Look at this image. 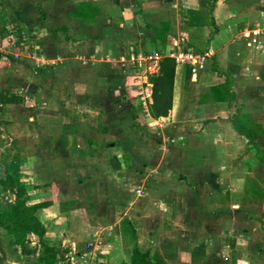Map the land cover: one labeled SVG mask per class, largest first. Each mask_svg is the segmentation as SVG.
Masks as SVG:
<instances>
[{"label":"crops","instance_id":"crops-1","mask_svg":"<svg viewBox=\"0 0 264 264\" xmlns=\"http://www.w3.org/2000/svg\"><path fill=\"white\" fill-rule=\"evenodd\" d=\"M12 1L15 14L29 24H33L30 20L37 12L34 7L36 0ZM40 16L42 25L40 24L39 27L44 29L40 40L44 46L43 54L50 61L60 57L61 59L56 62L58 64L55 69L59 70L57 73L62 76L66 75L69 81L73 80L87 87L86 89H74L73 92L77 95L73 100L77 103L82 100L83 105H79L81 109L99 110L101 112L100 125L109 126L114 132L112 139L110 132L104 134L105 138L116 140L118 148L123 144L126 148L123 153L127 152L131 156L133 167L141 164L137 167V171L134 169L123 171L121 154L118 153L117 158L111 159L109 165L114 171L118 169L113 173H124L126 178L128 175V177L134 176L132 178L136 181L132 184L134 186L128 184L125 177L121 178L114 174L112 178L116 183H113V179V182L106 180L107 182L103 185L89 186L91 188H88L86 182L79 186L76 185L77 190L81 188L83 192L72 199L66 196L63 198L64 194H68L67 188L62 190L61 185L50 179L45 180L46 176L44 177L42 185L51 181L53 183L50 184L51 187L55 189L56 194L59 192L62 197L57 198L58 203L67 201L68 209H70L68 213L60 209L57 201L54 202L49 195L51 188L43 194V197L50 201L49 206L37 212L38 220L46 228L44 238L51 245L52 239L53 243L58 242L59 245V242L69 244L68 252L74 254V259L84 263L92 258L95 260L103 254V249L104 254H109L110 258L118 256L119 250L122 249L120 223L122 219L127 218L134 227L133 216H131L134 210L129 213L124 211L128 210L127 206H133L132 197L137 196L126 189L127 192L124 193L123 199V193H120L123 189L119 188L147 189V192L143 190L144 195H148L147 203L158 201L162 207L169 205V202L173 204L178 201L184 202V206L192 204L194 197L188 194L190 190L185 193V198L175 192L166 193L175 182L180 186V182L175 181L181 178L178 177L179 174L183 173L191 177L196 167L199 166L195 167L194 162L191 161L193 154L189 147V140L196 141L204 138L209 142H221L226 136V127L228 129L230 125L233 127L234 135L241 138L238 133L241 130L235 129L234 124L239 126L243 124L228 121L234 112L238 111V116L235 118L240 117L241 114L250 116L251 131L250 134L247 133L249 140L256 146H259L258 142H261L260 146L264 148V116H262L264 113V0H42ZM158 47L162 51L175 50L176 52L180 49H189L198 54L206 53L208 58L203 69L195 74L188 66L191 75L187 78L185 71L176 69L178 78H175L174 83L172 109L165 117L156 118V120L165 121L164 134L171 135L170 133L174 131H176L175 134H182L180 139L182 138L183 141L180 149L176 150L173 145H170L168 152L163 149L155 150L156 152L152 150L151 152L143 151V153H138L136 150L132 152L133 141L130 140V135H126L124 129L132 122L124 104V97L131 90L126 87V81L131 80L132 73L129 70L131 64L129 60L130 56L140 52L147 53L151 50L158 52ZM63 61L66 62L62 64ZM180 82L184 83V86H180ZM175 89L182 90H178L175 96ZM55 90L51 89L49 92L56 94ZM49 92H44V94L50 97ZM182 94L190 95V98L191 95L201 96L204 100L202 102L193 100L188 104H183L182 102L186 101L184 98L177 103ZM59 104L61 105L60 102ZM181 110L190 115H180ZM91 119L82 120L81 124L95 132V126L90 124L95 120ZM186 121L193 127L200 123L199 130L196 129L198 132L193 131L194 129L176 130V127L184 125ZM86 128L84 130H87ZM223 131L226 133L224 134ZM99 140L98 138L93 140V148H98ZM171 142L175 140L171 138ZM62 146L59 144V148H63ZM209 148L217 151L216 162L214 161L213 166L207 168L209 177L204 185L207 190L220 189L221 191L217 196L214 194L202 196V200L205 205L210 206L212 203L215 206L213 209H216V204L227 206V199L221 197L225 195L226 189H222L227 184L220 181L224 169L220 163L221 145H214V147L211 145ZM106 151L105 157L108 158L112 150L106 148ZM208 155L210 156V153ZM134 162L137 163L135 166ZM28 165L32 166L31 169L35 166L32 162ZM43 165L44 172L48 173V176H53L55 167L62 166L58 161ZM256 166L258 168L257 163ZM91 173L94 175L93 171ZM176 175L177 178H175ZM217 176L219 179L215 178ZM34 183L39 185L40 182L35 181ZM190 184V189L194 190L195 184ZM93 190L96 192H92ZM10 196L8 203L13 201V196L11 194ZM141 196L138 193L137 197ZM163 196H169L172 199L168 198V201L160 202ZM85 204L88 208L91 204L93 205L94 210L92 209L91 216H93L92 221L96 223L93 228L94 232L93 229L80 228V231L70 234L64 226L72 221L71 209L73 208L76 212L74 219L77 222L80 220L85 222L87 221L86 210L77 209ZM122 206L126 207L124 213L119 215L120 212L117 211ZM237 207L238 210L229 211L231 216L228 219L229 227L235 231L232 235L234 242L231 241L229 244L223 239L220 240L221 235H219L224 230L222 225L225 217L214 212L209 218H202L204 229H208L207 225L212 227L209 228L210 232L205 235L206 237L203 235L205 244L209 243L206 246L207 254H211L212 250H216V254H222L225 252L223 247L227 246L231 248L230 251L240 252V249L234 247L240 239L248 244L254 242L259 232L257 214L247 207L244 208L246 211ZM49 210L53 213L49 214ZM45 212L49 214V217L44 220L40 219ZM110 214L117 217L113 228L114 239L102 245L103 241H100L99 237L106 222L104 216L107 215L109 218ZM112 217L114 219V216ZM94 235L97 237V243H94L92 249L85 248L89 237L94 238ZM31 241V244L22 248L13 246L9 236L0 228V264H6L5 261L8 264H21L22 260L26 262L25 264H40L34 255L37 250V240L32 238ZM232 243L233 247H231ZM55 244L54 246L58 247ZM138 249L142 251L139 245ZM71 264H78V262Z\"/></svg>","mask_w":264,"mask_h":264},{"label":"rangeland","instance_id":"rangeland-1","mask_svg":"<svg viewBox=\"0 0 264 264\" xmlns=\"http://www.w3.org/2000/svg\"><path fill=\"white\" fill-rule=\"evenodd\" d=\"M41 1L36 0L34 2V7L37 10L36 18H31L30 21L33 24H29L15 14L12 8V0H0V92L9 91L18 95V97H22V101L18 104L2 105L0 103V161L8 162L11 158L18 157L22 162L20 165L22 181L34 185L36 181L40 182L39 185H42L44 184L42 181L46 176L45 180L50 179L55 181L62 186V190L67 188L66 191L68 190V194H64L63 198L69 197V199H72L78 197L83 192L81 188L77 190L76 185L79 186L86 182L88 188H91L89 186L103 185L107 181L109 182V180L113 182L114 178L112 176L117 174L113 172H117L118 169L115 171L112 170L109 163L111 159L117 158L118 153L121 154V161L124 166L123 171H132L133 169L137 171V167L141 164L135 166L137 163L134 162L135 167H133L131 156L127 152L123 153L126 150L123 144H121L122 147L118 148L116 140L113 141L105 138L104 134L110 132L112 139L114 132L111 127L100 125L101 112L99 110L92 111L90 108L87 110L81 109L79 105H83L82 100H79L78 103L73 100L77 95L73 92L74 89H86L87 87L79 82L69 81V77L67 78L66 75L62 76L60 73H57L59 70H56L58 64L56 62L61 59L60 57L54 61H50L43 54L44 46L40 40L44 29L39 27L40 24L42 25L40 16ZM173 52L176 51H162L158 47V52L151 50L147 53L140 52L130 56L129 61L131 64L129 70L132 73L130 75L131 80L126 81V87L131 90L124 97V104L126 105L125 108L128 109L132 122L124 129L126 135H130V140L133 141L134 147H132V152L136 150L138 153H143V151L151 152V150L155 151L158 149H163L168 152L169 148H171L169 147L170 145H173L176 150L180 149L183 141L182 138L180 139L182 134H175L176 131L170 133L171 135L164 134V129L166 128L165 121L156 120L151 115L149 107L151 104L150 78L157 74L161 59L168 57ZM149 55L158 57V70L155 73H149L155 67V63L152 62L153 60L147 59ZM64 62L66 61H63L62 64ZM175 67L176 69L178 68L177 71L186 72V67L188 66L175 63ZM148 68L151 70H148ZM176 78H178L177 74ZM177 86L179 85L177 84ZM180 86H184V83L180 82ZM51 89H56V94L49 92ZM178 90L181 91L182 89H175V96ZM44 92H49L50 97L46 96ZM188 96L182 94L180 99L177 100V103L184 98L186 101H183V104H188L193 100H199L200 102L204 100L201 96L196 97L197 95H191L192 99L190 95ZM180 115L190 114L181 110ZM242 115L235 118V116H238V111H236L232 114L231 119H228V121L241 122L243 124V127L238 125L241 128V131L238 132L241 138L234 135L232 131L233 127L230 125L228 129L226 127L227 133L223 131L224 134L226 133V136L221 142H209L204 138L196 141L193 139L189 140L190 146H188L191 148L193 154L191 161L194 162L195 167L197 165L199 166L196 167L197 169L195 168L196 170L191 177L183 173L179 174L178 177L182 179L178 178L175 181L180 182L179 185L181 188L175 182L174 186L166 193L175 192L182 198H185V193L190 190L188 194L194 197L192 204L184 206V202L181 203L178 201L173 204L169 202V205L162 207L158 201H155V203H147L149 201L148 195H144V191L147 192V189L136 190L132 187L119 188L123 189L120 190L122 191L120 193H123V199L124 193L127 192L126 189H129L132 191V194L134 193L137 196L138 193L142 195L141 197H132V200L134 199L132 207L122 206L117 212H120L119 215H121L125 207L128 210L126 209L127 211L124 212L129 213L134 210L131 216H133L132 219L134 220V227L137 233V245H139L143 252H149L150 254L155 252L162 253L163 248L169 243L173 245L172 247L175 250L174 258L168 261L166 260L167 264H264V171L262 172L264 165L259 159L260 157H264V148L260 146L262 145L261 142H258L259 146H256L255 143L249 140L247 133L250 134L251 131V119L249 115ZM262 116H264V113ZM86 119L95 120L96 125L99 123L96 126L97 128L94 127L96 129L95 132L93 130L90 131V129H87L81 124L82 120L85 121ZM199 126L200 123L196 127L190 126L186 121L184 125H179L178 128L176 127V130L194 129L193 131L198 132ZM85 128L87 130H84ZM96 134L99 136L97 137ZM97 138L100 139L97 142L98 148H93V140ZM171 138L175 142H171ZM59 144L63 145V148H59ZM211 145L213 147L214 145H221L222 154L220 163L224 169L221 173L222 177L220 181L227 184L222 189H226L225 195L221 196L227 199V206H221L220 204L218 206L216 204V209H213L215 206L212 203H210V206L205 205L202 200V196L209 194L217 196L221 191L220 189H216L215 191L213 189L207 190L204 185L207 177H209L207 168L213 166L212 163L214 161L216 162L215 155L217 151L214 148L211 150L209 148ZM106 148L112 150V154L108 158L105 157L107 155ZM209 153L210 156L208 155ZM90 157L92 159H89ZM51 161L61 162L62 166L58 165L55 167L53 176H48V173L44 172L45 167L43 164ZM31 162L35 165L32 169V166L28 165ZM256 163L258 164V168ZM90 171H93L94 175ZM117 175L121 178L125 177L124 173H118ZM128 176L127 178L125 177L126 181L131 186H134L132 185L133 182H136L132 179L134 176ZM175 178H177V175ZM215 178L219 179V176ZM86 179L87 181H85ZM51 183L49 181L48 184H45L48 189L51 188L49 195H51L54 202L57 201L58 203L57 198L62 197L59 192L56 194L55 189L50 185ZM113 183H116L115 179ZM190 183L195 184L194 186L192 185L194 190L190 189ZM92 192H96V190ZM10 197L9 193L0 194V203H8L9 199H11ZM168 198L172 199L169 196H163L160 202L162 200L164 202L168 201ZM58 204L61 210H65L67 213L70 211L67 201L63 203L59 202ZM237 206H239V209L245 211L246 209L244 208L247 207L254 214H257L256 218L259 221V232L257 230L258 234L255 236L254 242L248 244L246 241L240 239L234 244V247L236 246L238 250H241L240 252L230 251L231 248L227 246L223 247L225 252L222 254H216V250H212L211 254H207V251L204 258L193 262L191 260L192 248L205 242V235H208L210 232L209 228H212L207 225L206 228L208 229H204L203 219L204 217L209 218L214 212L222 215L221 217H225L222 225L224 230L219 234L221 235L220 240L223 239L227 244L231 241L234 242L232 235L235 231L229 227L230 221L228 219L231 217V211L238 210ZM77 209L86 210L87 221L83 222L80 220L77 222L74 219L76 212L72 208V221L64 226L70 234L80 231V228L91 230L96 225L92 221L93 216H91L93 213L92 204L89 208L85 204L79 206ZM222 210L225 212L223 213ZM51 213H53L52 210H49V214ZM49 214L45 212L40 219H47ZM37 215L38 213H36ZM110 215L109 218L107 215L104 216L106 222L103 221L105 222L104 228L100 232L101 235L99 237L100 241H103L102 245L114 239L113 228L117 217L116 215ZM112 216H114V219ZM1 230L3 229L1 228ZM7 235L9 236L10 243L13 245L12 236ZM44 239L46 240V238ZM96 241L97 237L95 235L94 238L89 237L85 248L92 249L94 243H97ZM50 242L52 245L56 243L55 245L61 250L60 256L62 259L59 260L57 258L54 264H67L68 262L70 264L72 262H78V264H129L128 256L130 251L128 245L130 242L126 244L121 242L122 249L119 250L120 252L115 258H110L109 254H104L105 251L103 249V254L99 255L100 258L94 257V259L96 258L95 260L92 258L93 261L89 259L90 261H85V263L74 259V254L68 252L69 244H61L59 242V245L58 242L53 243V239ZM206 243L209 245L208 242ZM98 245L100 246V244ZM72 257L73 259H71ZM5 263L8 264L6 261ZM20 263L25 264L26 262L22 260Z\"/></svg>","mask_w":264,"mask_h":264},{"label":"trees","instance_id":"trees-1","mask_svg":"<svg viewBox=\"0 0 264 264\" xmlns=\"http://www.w3.org/2000/svg\"><path fill=\"white\" fill-rule=\"evenodd\" d=\"M189 75L190 70L186 67L185 77ZM175 78L174 60L168 57L161 59L158 73L150 78L151 104L149 107L153 117H165L172 109ZM21 101L22 97H18L16 94L9 91L0 92L2 105L18 104ZM90 124L97 126L94 122ZM235 128L241 129L238 125H235ZM263 158L260 157L259 159L264 165ZM21 163L18 157H13L8 162L0 161V194L9 193L13 196L11 203H0V228L12 236L13 246L19 248L25 247L32 238H36L37 250L34 255L37 262L54 264L57 258L62 259L61 250L44 239L46 228L36 216L39 210L50 205V201L43 197V194L48 192V187L47 185H34L22 181ZM120 236L123 244L130 242L128 245L130 251L129 264H167L169 259L174 258L175 248L169 243L163 248L162 253L150 254L140 251L137 245L136 230L127 218L121 220ZM231 247H233V243ZM205 253L206 244L202 242L192 248L191 260L193 262L201 260Z\"/></svg>","mask_w":264,"mask_h":264},{"label":"built area","instance_id":"built-area-1","mask_svg":"<svg viewBox=\"0 0 264 264\" xmlns=\"http://www.w3.org/2000/svg\"><path fill=\"white\" fill-rule=\"evenodd\" d=\"M169 58L173 59L175 63L186 65L190 67V70L193 74H195L197 71L203 69L206 59L208 58V55L205 54H198L195 53L189 49H180L177 52L170 53L168 55ZM143 58V57H140ZM148 60H153L152 62L155 63V67L152 68V73H155L158 70V57L149 55L147 58ZM148 70H151L148 68ZM149 96V95H148Z\"/></svg>","mask_w":264,"mask_h":264}]
</instances>
